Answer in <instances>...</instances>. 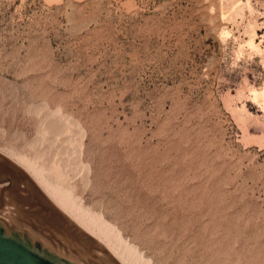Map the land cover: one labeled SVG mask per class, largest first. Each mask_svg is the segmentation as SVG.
Segmentation results:
<instances>
[{
	"label": "rangeland",
	"instance_id": "1",
	"mask_svg": "<svg viewBox=\"0 0 264 264\" xmlns=\"http://www.w3.org/2000/svg\"><path fill=\"white\" fill-rule=\"evenodd\" d=\"M263 99L264 0H0V215L83 264H264Z\"/></svg>",
	"mask_w": 264,
	"mask_h": 264
},
{
	"label": "water",
	"instance_id": "2",
	"mask_svg": "<svg viewBox=\"0 0 264 264\" xmlns=\"http://www.w3.org/2000/svg\"><path fill=\"white\" fill-rule=\"evenodd\" d=\"M0 264L83 263L51 248L35 235L0 216Z\"/></svg>",
	"mask_w": 264,
	"mask_h": 264
},
{
	"label": "bare ground",
	"instance_id": "3",
	"mask_svg": "<svg viewBox=\"0 0 264 264\" xmlns=\"http://www.w3.org/2000/svg\"><path fill=\"white\" fill-rule=\"evenodd\" d=\"M263 96V95H262ZM264 100V99H263ZM46 128H48V127H46ZM50 128V127H49ZM53 129V128H52ZM55 130V129H54ZM56 130H57V128H56ZM56 133V132H55ZM58 133V132H57ZM56 133V134H57ZM51 134V133H50ZM69 149V148H68ZM67 150V149H66ZM65 150V151H66ZM73 150V149H72ZM60 152V151H59ZM62 153H65L63 150H62ZM3 154V153H2ZM58 154V156H55L56 157V160H55V157L54 158H52V160H51V165L52 166H50V167H52V169H54V167H55V165H53V164H55L56 163V165H57V161H58V163H59V160H60V156H62L63 154H61L60 153V156H59V153H57ZM4 155V154H3ZM7 157H8V159L10 160V161H12L13 162V160H14V162L15 163H17L18 165H20L21 167H22V169H23V171H25L32 179H33V181H35V183H37L38 185H39V188L41 189V191H43L44 192V194H45V196H46V198L50 201V205H52V207H54L56 210H58L59 212H61V214H62V216H64L66 219H67V222L69 221V222H73V223H75L76 225H77V227H79L80 228V230H82L83 231V233H85V234H87V235H89V236H92V234L94 235V237L96 238L97 236H95V235H97V233H96V231H97V229L95 230H93L92 228V226L91 225H95V224H98V223H95L94 224V221H92V223L93 224H91V223H88L89 221L91 222V218L90 217H87V218H89V221L88 222H86V221H83V219H82V217H83V215H82V217H81V214H80V216H79V214H76L77 212L75 211V209L73 208V206H72V204L67 200V198H65V197H62V196H60L58 193H56L55 191H53V190H51V189H49V188H47L46 187V184L43 182V180H41L40 179V177H39V175H38V172H37V170L33 167V166H31V165H29V163L28 162H24V161H22V160H20V159H15L14 157H10L9 155H7ZM59 157V158H58ZM13 159V160H12ZM42 159V158H41ZM53 159H54V161H53ZM52 162H54L53 164H52ZM8 164V163H7ZM6 164V165H7ZM50 164V163H49ZM5 164H4V166H6ZM58 166V165H57ZM57 166L55 167V170H56V168H57ZM8 168H10V166L8 167ZM58 168H59V166H58ZM61 168V167H60ZM64 168V167H63ZM68 168V167H67ZM50 169V168H49ZM58 170V169H57ZM52 171H54V170H52ZM59 171V170H58ZM61 171V173H62V169L60 170ZM0 172H2L3 174H9L8 173V169L7 168H3V169H1L0 168ZM56 172V171H55ZM11 173V172H10ZM58 173V172H57ZM57 176H58V178H59V175L58 174H56ZM55 175V176H56ZM61 175V174H60ZM1 176V175H0ZM10 176V178H11V180H13V178H15V175H9ZM56 176V177H57ZM64 176V175H63ZM57 178V179H58ZM63 177L61 176V178L60 179H62ZM64 179V181H65V178H63ZM19 181V183L23 186L22 188L24 189H22V190H20V195H21V197L24 195V198H25V195H28V198H26V203H31V201H33V198H34V193L36 194V189H34V188H31V187H29L27 184L28 183H24L23 181H21V180H18ZM9 184V183H8ZM2 186V185H1ZM3 186L5 187V188H7V186L5 185V184H3ZM4 191V190H3ZM2 190H1V188H0V194L3 192ZM10 193V194H9ZM23 193V194H22ZM33 193V194H32ZM38 193V192H37ZM12 194V195H11ZM13 194L14 193H12V192H8V195H10V198L9 197H7L6 199H8L9 198V200H13V198H14V196H13ZM7 195V196H8ZM1 196V195H0ZM12 196V197H11ZM44 196V195H43ZM34 199H36V198H34ZM46 199V200H47ZM22 200H25V199H23V198H21V201ZM5 201H7V200H5ZM14 201H15V203L17 202L16 201V198L14 199ZM49 201H47V202H49ZM9 202V201H8ZM25 203V202H24ZM14 206V205H13ZM13 207H11V206H9V208L7 209H5V210H8V211H6L5 213L6 214H4L3 213V218H5L4 217V215H6V216H9L10 217V214L12 213V210H13V212H14V216H16L17 214H19V212L17 211H15V210H18V209H15V207H14V209H12ZM10 209V210H9ZM12 209V210H11ZM4 210V211H5ZM51 210H53V209H51ZM56 210H55V212H54V210L51 212V211H49V215L50 216H54L55 217V215L57 216V215H59L58 214V211L56 212ZM3 212V211H2ZM16 212V213H15ZM50 212H51V214H50ZM76 212V213H75ZM8 213V214H7ZM57 213V214H56ZM1 214V213H0ZM2 215V214H1ZM0 215V216H1ZM22 215V214H21ZM78 215V216H77ZM13 216V217H14ZM12 217V216H11ZM63 217V218H64ZM81 217V218H80ZM15 218V217H14ZM16 218H18V217H16ZM84 218V217H83ZM86 217H85V219H87ZM6 219V218H5ZM7 219H9L8 217H7ZM62 219V218H61ZM65 219V220H66ZM19 220V219H18ZM64 220V221H65ZM92 220H94V219H92ZM54 221V220H53ZM13 222V221H12ZM96 222V221H95ZM101 224V223H100ZM104 224H102V226H98V228H102V227H104L103 226ZM106 225V224H105ZM96 226H94V228H95ZM97 228V227H96ZM110 228V227H109ZM108 229V228H107ZM99 230V229H98ZM81 231V232H82ZM102 231V230H101ZM105 232V231H104ZM105 234H107L106 232H105ZM104 234V235H105ZM110 234V233H109ZM99 236V235H98ZM111 236H113V235H111ZM93 237V236H92ZM108 237V236H107ZM109 238V237H108ZM107 238V239H108ZM118 237H116V239H117ZM104 239V238H103ZM109 240V239H108ZM107 240V241H108ZM114 240H115V238H114ZM119 240V239H118ZM115 241H117V240H115ZM119 242V241H118ZM121 243V242H120ZM108 244V243H107ZM115 244V243H114ZM109 245H110V242H109ZM112 245V244H111ZM116 245V244H115ZM114 246V245H113ZM120 246V245H119ZM121 251H122V249H121ZM114 252V251H113ZM126 252H128V250L126 251ZM125 252V253H126ZM123 253H124V251H123ZM136 253V252H135ZM115 254H116V252H115ZM129 254V253H128ZM130 254H131V252H130ZM121 255V254H120ZM116 256H117V254H116ZM132 256V255H131ZM134 256V255H133ZM131 258V257H130ZM134 258V257H133ZM126 259V258H125ZM136 259H137V257H136ZM123 260V259H122ZM128 260V259H127ZM131 260V259H130ZM138 260V259H137ZM132 262H133V260H132ZM135 262V261H134ZM127 263V262H126ZM125 263V264H126ZM134 264V263H133Z\"/></svg>",
	"mask_w": 264,
	"mask_h": 264
}]
</instances>
